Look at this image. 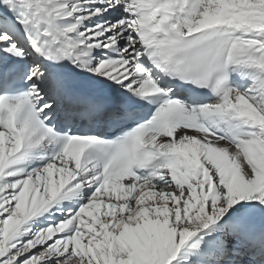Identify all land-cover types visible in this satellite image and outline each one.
Here are the masks:
<instances>
[{
  "label": "snow or ice",
  "instance_id": "6c2138e0",
  "mask_svg": "<svg viewBox=\"0 0 264 264\" xmlns=\"http://www.w3.org/2000/svg\"><path fill=\"white\" fill-rule=\"evenodd\" d=\"M0 264H264V0H0Z\"/></svg>",
  "mask_w": 264,
  "mask_h": 264
}]
</instances>
